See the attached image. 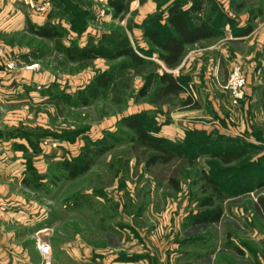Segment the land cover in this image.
Returning <instances> with one entry per match:
<instances>
[{"label":"rangeland","instance_id":"obj_1","mask_svg":"<svg viewBox=\"0 0 264 264\" xmlns=\"http://www.w3.org/2000/svg\"><path fill=\"white\" fill-rule=\"evenodd\" d=\"M171 1L152 0V12L139 23L137 8L118 18L106 10L109 18L102 21L96 17L98 6L89 0H52L43 15L16 0L21 14L6 40L14 52L5 54L15 69L8 76L0 73V181L28 197L31 205L45 207L50 223L57 219L42 241L51 247L48 264H264V215L258 203H264V187L257 186L264 171L260 31L249 40L227 41L233 54L218 56L210 68L214 93L225 100L219 108L212 105L193 61L173 71H182L189 80L185 91L168 104H153L152 92L139 97L143 75L120 80L115 90L82 107L77 93L94 74L124 59L68 63L53 42L25 31L26 19L38 25L50 22L62 31L60 43L65 46L104 41L106 35L125 36L135 49L152 53L156 60V50L142 32L145 26L155 28L158 21L163 24L160 18ZM176 1L189 7L186 0ZM74 6L91 16H78ZM206 15L214 20L222 16L215 21L222 33L210 39L215 43L228 27L235 35L246 27L251 32L258 26L263 29L264 0H210ZM235 63L242 66L246 81L237 104L222 88ZM31 64L38 68L27 71ZM189 96L199 108L182 107ZM186 111L191 112L189 118L184 117ZM138 113L147 119L150 133L157 130L156 135L173 145L169 163L147 166L152 152L136 146V133L119 125L122 118ZM195 131L201 134L190 135ZM93 145L112 147L88 172L67 179L58 163L74 160ZM222 152L241 156L225 165L214 156ZM210 196L222 210L219 222L194 224L207 210L200 206L202 201Z\"/></svg>","mask_w":264,"mask_h":264},{"label":"trees","instance_id":"obj_2","mask_svg":"<svg viewBox=\"0 0 264 264\" xmlns=\"http://www.w3.org/2000/svg\"><path fill=\"white\" fill-rule=\"evenodd\" d=\"M143 1L139 0L140 3ZM209 1L186 0V4H189V7L185 9L182 3L173 0L168 4L160 18V21L163 22L162 25L158 21L159 25L156 24L155 28L144 27L142 36L156 50L153 54L157 61L152 59V53H144L135 49L125 36L115 35L111 37L106 35L104 41H93L83 46L75 43L65 46L60 43L63 38L62 31L50 22L38 25L26 19L25 31L29 36L53 42L57 52L68 63L82 64L96 59L106 61L124 59L118 65L94 74L88 85L77 93L79 105L82 107L89 106L91 102L102 94L115 90L116 83L120 80L130 76L143 75L145 76V81L139 91V97H145L152 92L151 102L155 105H163L168 104L172 98L185 91L189 77L181 74V72L178 75H174L173 71L180 66L186 53V47L197 44L201 40L215 38L222 33L221 28H218L215 23L222 16L219 15L216 20L208 15L205 16V4ZM62 2L58 0L59 4ZM129 2L130 0H107L106 5L110 10L109 13L114 18H118L128 12ZM74 8L78 9L77 12L80 17L91 16V13L86 10L82 11L76 6ZM74 8H70V10H75ZM251 31V27H246L239 35L246 36ZM150 68L153 70L148 71ZM181 104L182 107L199 108L198 103L193 101L190 96L182 101ZM261 108L264 115V91L262 93ZM146 120L142 113L132 114L122 118L119 121V125L136 133V138L132 139L136 146L152 152L146 160L147 166L169 163L174 158L171 148L173 145L167 139L156 135L158 133L157 130L156 133H150L145 128ZM191 134L192 136H197L201 132L195 131ZM223 139L228 140L226 137H222ZM228 141H231V139ZM220 142L217 144H220ZM209 143L207 142V144ZM111 147L112 145H93L92 148L86 146L74 160L58 163L59 169L66 174L67 179H75L88 172L96 160L109 151ZM214 156L220 163L228 165L236 161L241 156V153L222 152ZM207 180L208 184L215 188L214 181L210 178H207ZM22 182L25 185L29 184L28 180L23 179ZM257 186L260 188L264 187V171L262 172V180ZM174 187H177V183H174ZM258 203L264 215V203H262L261 199H259ZM200 206L207 210L200 212L195 217L194 224L209 225L219 222L222 210L214 204L211 196L205 198Z\"/></svg>","mask_w":264,"mask_h":264},{"label":"crops","instance_id":"obj_3","mask_svg":"<svg viewBox=\"0 0 264 264\" xmlns=\"http://www.w3.org/2000/svg\"><path fill=\"white\" fill-rule=\"evenodd\" d=\"M152 4V0H144L142 3L139 0H130L127 13L135 11L137 8L138 14L141 15L139 17L141 18L139 23H141L142 16L152 12ZM131 5H134V9ZM109 12L108 9V14ZM18 14L21 13L16 9V0H0V46L4 51V55L7 54V56L10 55V52H14L13 44L6 42V40L9 35L14 33V25ZM21 16L23 17V13ZM108 18L109 16L105 15L102 21ZM259 31L262 35L260 40L264 52V28L258 26L250 34L240 37V35L233 34L228 27L224 32L225 35L215 43H210V39H206L198 42L204 45L197 49L190 50L187 46L185 56L178 69L182 70L187 63L190 64L193 61L194 66L196 65V69L200 73L199 78L204 81L202 84L212 105L219 108V105L225 104V100L222 95L218 96L216 91L214 93L216 87L209 81L210 68L214 67L218 56L225 57L231 52L227 47V43L249 40L257 35ZM198 43L194 45L196 46ZM258 47L261 48V45H258ZM231 53L233 54V52ZM0 73L7 76L10 73L1 62ZM189 111L184 112V117L189 118L191 116ZM159 136L163 137V135ZM3 165L5 166V164ZM18 181L21 182V179ZM45 210V207L31 205L28 197L21 193L18 194L10 189L6 182L0 181V264H40V256L35 249V245L45 240L48 236L47 232H52L53 225L58 224L57 219H54V224H52L53 222L50 223L51 214ZM57 211L60 213L61 208L55 210L54 217H56Z\"/></svg>","mask_w":264,"mask_h":264},{"label":"built area","instance_id":"obj_4","mask_svg":"<svg viewBox=\"0 0 264 264\" xmlns=\"http://www.w3.org/2000/svg\"><path fill=\"white\" fill-rule=\"evenodd\" d=\"M96 6L98 11L96 13L97 19H101L105 16V11L108 10L106 2L107 0H89ZM22 3L27 6L35 14L43 15L51 8V0H22ZM0 61L5 65L7 71L11 72L15 69L14 63L7 59L4 55V51L0 46ZM38 68L37 64H31L26 66L27 71H31ZM246 81L242 66L239 63L232 65L227 80L223 85V89L229 94L232 102L237 104L244 97V89ZM39 89V88H38ZM36 249L41 257L43 264H48L50 259L51 247L47 242L36 243Z\"/></svg>","mask_w":264,"mask_h":264}]
</instances>
